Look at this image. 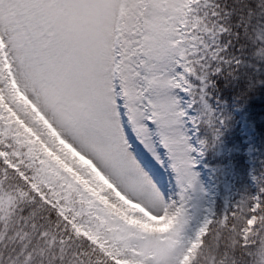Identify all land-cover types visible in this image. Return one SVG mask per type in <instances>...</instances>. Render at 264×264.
<instances>
[{
  "label": "snow or ice",
  "instance_id": "1",
  "mask_svg": "<svg viewBox=\"0 0 264 264\" xmlns=\"http://www.w3.org/2000/svg\"><path fill=\"white\" fill-rule=\"evenodd\" d=\"M243 24L228 0H0V226L26 241L11 264H244L264 241V171L193 235L185 207L229 118L216 78L246 77L239 97L264 84V31L249 48Z\"/></svg>",
  "mask_w": 264,
  "mask_h": 264
},
{
  "label": "rangeland",
  "instance_id": "2",
  "mask_svg": "<svg viewBox=\"0 0 264 264\" xmlns=\"http://www.w3.org/2000/svg\"><path fill=\"white\" fill-rule=\"evenodd\" d=\"M217 98L213 101L214 107L229 118L222 126L219 140L198 157L194 166L198 174L197 183L193 189L187 191L185 197L188 218L186 232L189 235L195 233L206 216L218 215V201L221 202L223 214L226 215V207L234 206L243 194L254 192L256 184L253 175L264 171V113L259 114L247 101ZM163 171L164 185L160 189L161 192L166 200L179 201L181 189L174 172L171 168ZM149 175H152L150 170ZM152 178L157 180L159 185L157 177ZM170 224L171 221L159 217L152 230L164 232ZM19 247L16 248L14 244L7 247V242L0 239V264H11L24 246ZM247 250V253L255 252L260 264H264V241L257 249ZM3 254L7 255V258L10 256L8 262L3 261ZM187 259L188 257H185V261ZM238 259L244 264L247 262L245 254Z\"/></svg>",
  "mask_w": 264,
  "mask_h": 264
},
{
  "label": "trees",
  "instance_id": "3",
  "mask_svg": "<svg viewBox=\"0 0 264 264\" xmlns=\"http://www.w3.org/2000/svg\"><path fill=\"white\" fill-rule=\"evenodd\" d=\"M228 2L231 4V7L235 10L236 14L241 16L244 21L243 28L239 32L241 39L238 43L246 45L250 48V42L254 40L257 30L264 31V0H228ZM243 71L252 72L253 70L251 68H247ZM261 75L264 76V73ZM246 84L247 79L244 76H241L239 80H228L227 82L223 77H217L216 88L212 89V101H214L217 97L227 101H233L235 99H238L241 102L247 101L251 107L257 109L259 114H263L264 84L256 86L248 92L246 97H239V92L246 87ZM216 208L218 212L217 216H221L223 213V206L220 201H218ZM18 223L19 221H16L15 223L6 222L3 226H0V239L3 242H7V247L12 246V244H14L16 248H20L19 246H26V241L18 234L19 230L16 227ZM32 242L36 243L35 241ZM204 243L207 246L205 251H208L209 247L215 246L217 242L214 237H210L207 241H204ZM233 243H236L234 237ZM247 252V248L241 247L239 249L238 257H242ZM3 256V261L8 262V258L10 256H8V258L5 254H3ZM210 263H212V260L210 259L201 261V264Z\"/></svg>",
  "mask_w": 264,
  "mask_h": 264
}]
</instances>
